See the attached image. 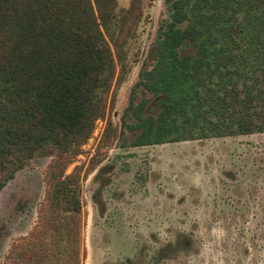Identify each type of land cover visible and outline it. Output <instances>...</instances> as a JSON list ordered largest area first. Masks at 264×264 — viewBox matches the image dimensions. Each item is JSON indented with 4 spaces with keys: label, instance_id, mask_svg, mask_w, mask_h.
<instances>
[{
    "label": "rangeland",
    "instance_id": "1",
    "mask_svg": "<svg viewBox=\"0 0 264 264\" xmlns=\"http://www.w3.org/2000/svg\"><path fill=\"white\" fill-rule=\"evenodd\" d=\"M169 1L115 0L130 13L117 49L109 41L103 115L74 154L43 145L2 186L0 264L12 247L37 264H264V130L128 146L130 103L144 100L143 116L160 109V96L133 84L154 62ZM69 174L77 212L51 203Z\"/></svg>",
    "mask_w": 264,
    "mask_h": 264
},
{
    "label": "trees",
    "instance_id": "2",
    "mask_svg": "<svg viewBox=\"0 0 264 264\" xmlns=\"http://www.w3.org/2000/svg\"><path fill=\"white\" fill-rule=\"evenodd\" d=\"M129 10L117 14L115 0H0V189L41 146L60 158L88 137L113 77L109 41L117 49ZM156 38L133 87L160 96V109L143 116L144 100L130 103L128 146L264 130V0H170ZM56 179L51 203L79 211L73 176ZM27 248L15 260L12 247L4 264H37Z\"/></svg>",
    "mask_w": 264,
    "mask_h": 264
}]
</instances>
